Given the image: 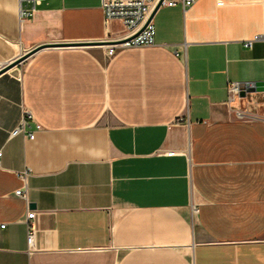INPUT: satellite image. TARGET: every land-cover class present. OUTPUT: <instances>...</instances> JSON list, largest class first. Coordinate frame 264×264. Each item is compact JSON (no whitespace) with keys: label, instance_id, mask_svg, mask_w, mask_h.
I'll use <instances>...</instances> for the list:
<instances>
[{"label":"crops","instance_id":"0c3cea01","mask_svg":"<svg viewBox=\"0 0 264 264\" xmlns=\"http://www.w3.org/2000/svg\"><path fill=\"white\" fill-rule=\"evenodd\" d=\"M169 1L109 55L101 0H0V68L53 45L0 74V264H264V0Z\"/></svg>","mask_w":264,"mask_h":264},{"label":"built area","instance_id":"2783aa9c","mask_svg":"<svg viewBox=\"0 0 264 264\" xmlns=\"http://www.w3.org/2000/svg\"><path fill=\"white\" fill-rule=\"evenodd\" d=\"M28 2L31 7L29 11H23L22 15H33L36 7L41 3V0H22ZM196 0H182L183 6L188 8L195 3ZM102 9L105 19L108 21L118 20L122 23V29L117 36L108 37L105 39L107 44H103L109 55H114L116 52L124 49L137 48V47H150L155 45V25L153 20L149 21L150 15L153 13L159 0H101ZM175 3L169 0H164L162 6H172ZM262 39V35H257L252 39L246 41L244 46L251 48L254 42ZM239 90L237 83L230 84V92L234 93ZM31 117L30 113H28ZM22 126V125H21ZM24 126L17 128L12 136L18 135L23 132ZM34 133L29 134V139L33 140ZM1 156V153H0ZM27 173L24 174L25 179ZM26 188L16 190L15 194L18 197L26 198ZM36 213L29 211L27 213L26 226H27V244L30 250H33L35 245L36 227L34 219ZM2 228L4 225L1 226Z\"/></svg>","mask_w":264,"mask_h":264},{"label":"water","instance_id":"95a60500","mask_svg":"<svg viewBox=\"0 0 264 264\" xmlns=\"http://www.w3.org/2000/svg\"><path fill=\"white\" fill-rule=\"evenodd\" d=\"M163 1L164 0H159V3H157L153 13L150 15L149 21L153 20V18H154L153 16H155L157 11L161 8ZM107 43L108 42H106V41L104 42V44H107ZM83 45L84 44L81 43V44H70V45L67 44V45H59V46H83ZM50 46H53V45H44V46L40 45V46L34 47V49H32L31 51L26 53L24 56L14 60L12 63H10L8 65H5V66L1 67L0 68V74L6 73V72L12 70L13 68H16L19 64H21L23 62V60L27 59L29 56L33 55L34 53H36L37 51H39V50H41L43 48H47V47H50ZM11 74H13L15 76H18L19 75L18 69H14ZM258 86H259L258 84L254 85V87L250 86L249 84H246L245 85L246 90H244V91L255 92V91L258 90Z\"/></svg>","mask_w":264,"mask_h":264}]
</instances>
